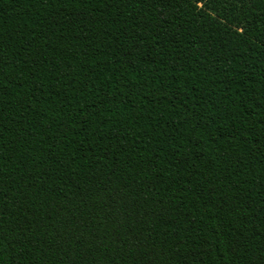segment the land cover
I'll return each mask as SVG.
<instances>
[{"label": "trees", "instance_id": "1", "mask_svg": "<svg viewBox=\"0 0 264 264\" xmlns=\"http://www.w3.org/2000/svg\"><path fill=\"white\" fill-rule=\"evenodd\" d=\"M0 264H264V0H0Z\"/></svg>", "mask_w": 264, "mask_h": 264}]
</instances>
